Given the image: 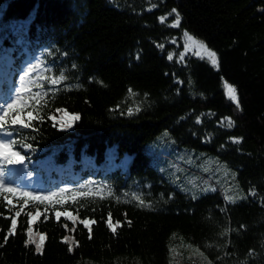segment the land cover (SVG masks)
Masks as SVG:
<instances>
[{"label":"trees","instance_id":"16d2710c","mask_svg":"<svg viewBox=\"0 0 264 264\" xmlns=\"http://www.w3.org/2000/svg\"><path fill=\"white\" fill-rule=\"evenodd\" d=\"M185 33L217 63L181 58ZM22 76L30 126L6 124L0 139L26 159L6 179L60 195L0 193V264H172L175 246L207 264H264V0H0V105ZM65 111L79 119L62 130ZM163 132L218 156L247 200L193 199L168 183L144 152Z\"/></svg>","mask_w":264,"mask_h":264},{"label":"rangeland","instance_id":"374dc122","mask_svg":"<svg viewBox=\"0 0 264 264\" xmlns=\"http://www.w3.org/2000/svg\"><path fill=\"white\" fill-rule=\"evenodd\" d=\"M186 34L183 35L180 57L185 58L192 55L208 59V52L210 50L202 42ZM189 37L192 39L190 40ZM201 45L205 47H201ZM27 78L24 79V89L27 88L29 82ZM227 90L228 86H226V92ZM25 91H20L19 87V91L16 93L20 94ZM14 100L15 98L13 102ZM70 115L74 114L71 113ZM62 117L63 114L61 115V119ZM61 119H56L59 125ZM144 152L149 157L150 165L168 183L193 199H198L201 196L215 192H220L228 204H238L246 201L248 198L249 194L241 187L235 170L230 168L216 155L178 146L168 132L161 133L150 143L146 144ZM230 197L235 198L234 202L229 199ZM34 221H37V218ZM31 238L34 243L41 244V235L33 232ZM203 255L200 250L193 247L175 246L172 249L171 262L172 264H191L196 259H199L202 263L207 264L209 261L206 255Z\"/></svg>","mask_w":264,"mask_h":264},{"label":"snow or ice","instance_id":"6c2138e0","mask_svg":"<svg viewBox=\"0 0 264 264\" xmlns=\"http://www.w3.org/2000/svg\"><path fill=\"white\" fill-rule=\"evenodd\" d=\"M173 11H175V10H173ZM179 23H180V21H179V17L177 14L176 23L173 26H178ZM189 39L191 40L192 38L189 37ZM201 47H205V46L201 45ZM169 59H172V57L169 56ZM208 59L213 64H216L217 63L216 53L209 51L208 52ZM61 78H63V77H61ZM20 79H21V84L19 87H20V91H23V89H24V77L22 76ZM51 82L53 84H55L57 81L55 79H53ZM227 92H228L229 98L236 101L237 106H238L239 102H238V99L236 96L235 88L232 86H228ZM19 101H20L19 94L16 93L15 94V100L13 103H8L6 108L4 106L0 105V130H3L5 132V134H7V135H11V132H9L5 128L6 124H12V125L20 124L25 129L29 128V126H30V123H25L22 119L19 118V113L21 111V108L19 107ZM13 112L17 113V118L9 119L10 114ZM28 116L31 117L32 113L28 112ZM53 119H55V118L53 117ZM78 119H79L78 115H70L69 113H67L65 111L63 113L62 119L59 122L60 128L62 130L66 129V128H71L73 126V121L78 120ZM228 123H229V126H232V124L234 122H232L229 118ZM53 126H55V124ZM235 142L239 143L240 141L237 140ZM17 143H18L17 141H11V140L5 141L3 139H0V193H3V192L13 193V194L18 193L21 197L26 198V202H27V200L38 201L40 203H44L46 201H48V202H59V201H55L54 198L58 197L60 195V193L50 192L47 195H40V194H37L36 192L20 190L17 187L10 186L8 184L6 177L8 175L10 166L21 165V164H23V162L26 159L25 155H22L20 150H13L14 146ZM20 147H21V149H23L24 147H27L29 150L34 151V149H32V145H30V144L24 145L21 143ZM84 187H87V185H85ZM66 191H69V190L68 189H62L61 190V192H66ZM253 195H255V193H253ZM229 199L234 202L235 198L230 197ZM7 202L9 204L12 203L11 200H8ZM140 203L143 204L144 202L140 201ZM36 214L39 215V211H37ZM16 215L19 216L20 213L17 212ZM29 215H31V214L29 213ZM61 215H62L61 212H59V211L56 212L57 218H59ZM32 218L35 219V216H33ZM110 219H111V217L109 216V220ZM82 223H84L85 226L88 225L87 221H82ZM92 223H95V221H92ZM109 226L111 227L110 224H109ZM15 229H16V221L13 220L11 223L12 232H14ZM89 231H90V229H89ZM113 231H114V229H113ZM28 233H29V236H31L32 229L30 227L28 228ZM10 234H11V232H10ZM43 239H44L43 236H41V238H40L41 243L43 242ZM63 242L68 243V238H65L63 240ZM39 248H40V245L37 244V250H39ZM69 251H72L71 247L69 248Z\"/></svg>","mask_w":264,"mask_h":264}]
</instances>
